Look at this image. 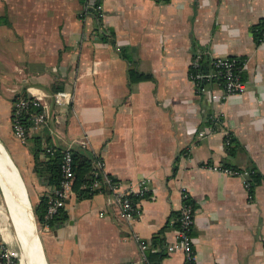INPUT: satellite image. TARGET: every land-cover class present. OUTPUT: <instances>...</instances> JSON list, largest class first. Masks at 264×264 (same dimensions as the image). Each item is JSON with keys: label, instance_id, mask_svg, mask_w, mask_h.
I'll list each match as a JSON object with an SVG mask.
<instances>
[{"label": "crops", "instance_id": "crops-1", "mask_svg": "<svg viewBox=\"0 0 264 264\" xmlns=\"http://www.w3.org/2000/svg\"><path fill=\"white\" fill-rule=\"evenodd\" d=\"M84 2L0 0V147L32 208L51 188L41 153L49 145L99 158L119 192L144 179L147 193L128 223L110 193L78 199L71 190L64 221L37 223L43 264H144L141 254L158 252V264H183L181 252L167 251L182 190L194 209L192 264H264V43L253 34L264 0H102L106 34L82 15ZM195 54L244 61V92L216 101L213 84L196 90L187 76ZM58 90L72 93L71 104L51 106L43 124L15 138L13 98ZM225 134L234 139L231 154ZM80 138L85 149L75 144ZM205 164L253 169L251 194L240 178ZM14 228L0 186V240L11 248L17 240L23 257Z\"/></svg>", "mask_w": 264, "mask_h": 264}, {"label": "built area", "instance_id": "built-area-1", "mask_svg": "<svg viewBox=\"0 0 264 264\" xmlns=\"http://www.w3.org/2000/svg\"><path fill=\"white\" fill-rule=\"evenodd\" d=\"M91 14L95 20L99 22L98 33L106 34V27L102 20V0H85L82 15ZM253 34L258 43H264V21L254 26ZM200 54H195L190 59L188 65L187 76L190 81L201 91L204 83L213 84L218 88L219 93L211 95L213 100L222 101L225 98L238 95L244 92V85L240 78V73L244 68V61L234 57H214L210 62V70L200 71L198 69ZM72 93L66 90H58L53 92H41L40 94L16 95L11 103L9 114V123L12 135L18 140H24L26 136L27 126L36 127L43 124L49 117L51 106L66 108L71 104ZM216 122L215 117L210 118ZM204 132H198L197 136L202 137ZM76 146L85 149L87 142L84 138L77 139ZM228 144V135L223 137L224 148ZM71 144L61 149V159L59 164L60 180L55 187H51L47 193L46 207L43 218L49 221L54 218L58 210L63 208L65 199L71 192L74 179L72 160H71ZM55 151L53 146H47L41 152L43 155H52ZM205 168L216 171L223 175L235 176L240 178L243 188L248 192V183L246 176L247 170H239L221 165L205 164ZM90 176L93 180L88 185L89 189L99 186V182L94 178L100 176L104 188L107 193L113 196L114 203L118 209V216L128 223H134L139 214L138 201L147 193L146 181L141 179L137 183L134 192H119V182L111 180L109 174L102 170V161L99 158L92 159V168ZM112 177V176H111ZM129 195L136 197L131 200ZM181 203L177 215L176 240L167 247L168 252H181L183 254V264H190L193 258L192 240L190 229L193 223L194 209L190 203L187 193L182 190L180 193ZM48 227L47 225H43ZM138 248L142 252L146 248L143 241L138 242ZM141 261L144 264H153L148 262L141 254ZM19 261V250L8 248L0 240V264H17ZM140 261V262H141Z\"/></svg>", "mask_w": 264, "mask_h": 264}, {"label": "trees", "instance_id": "trees-1", "mask_svg": "<svg viewBox=\"0 0 264 264\" xmlns=\"http://www.w3.org/2000/svg\"><path fill=\"white\" fill-rule=\"evenodd\" d=\"M160 1H168V0H160ZM210 62H211V59L207 60L206 58L201 57L199 60L198 69L200 71L210 70V67H211ZM241 75H242V72L240 73V78H241ZM128 76L130 79H133L134 77L145 78V76H142V75H135L134 72L132 71L128 72ZM209 121L212 122L211 120ZM227 135H228V144L225 147V151L227 154H231L233 150L234 139L229 134ZM70 152H71V160H72V167H73V173H74V179H73L71 189L76 195V197L78 199L89 198L95 193H107L100 176H96L94 178L96 181L99 182V186L94 189L88 188V185L93 180L92 176H90V171L92 168V159L93 158L95 159V157H93L86 151L81 153L78 150L71 149ZM47 157L48 159L45 162V169L49 173V176L47 177L46 182H47V185H49L50 187H55L57 186L60 180L59 164H60V159H61V153L60 151L56 150L53 152L52 155H48ZM33 158L34 160H36L35 155H33ZM222 166H225V165H222ZM230 168H234V167H230ZM247 171H248V174L246 176V181L248 183V193L251 194V191L254 185V180L256 177V173L251 168H248ZM110 178L111 180L117 181L114 177L110 176ZM129 198L134 201L136 200V197L133 195H129ZM46 201H47V195H42L39 202L32 208L35 222L40 225H47L49 227V226H52L56 222L64 221L66 215L64 211H61L62 208L58 210L57 214L54 216L53 219L49 221L44 220L43 215H44V211L46 207ZM154 242H156L154 244L160 245L159 239L157 238L154 239ZM161 256H162L161 252H158L156 256L157 259L156 258L153 259L152 257H150L149 259L147 258V260L148 262H151L153 264H158V260ZM190 264H192V262Z\"/></svg>", "mask_w": 264, "mask_h": 264}, {"label": "bare ground", "instance_id": "bare-ground-1", "mask_svg": "<svg viewBox=\"0 0 264 264\" xmlns=\"http://www.w3.org/2000/svg\"><path fill=\"white\" fill-rule=\"evenodd\" d=\"M8 161L6 160L3 149L0 147V186L15 226L14 229L18 241L22 247L24 260L26 264H43L26 193L20 188L17 180L9 174V171H12V167L14 170L15 168ZM15 172L17 173L16 170ZM18 264H22L20 255Z\"/></svg>", "mask_w": 264, "mask_h": 264}, {"label": "rangeland", "instance_id": "rangeland-1", "mask_svg": "<svg viewBox=\"0 0 264 264\" xmlns=\"http://www.w3.org/2000/svg\"><path fill=\"white\" fill-rule=\"evenodd\" d=\"M8 152V151H7ZM11 156V154H10ZM30 209H31V212H32V206H30ZM4 211H5V214L7 216V222L9 224V229L11 230V233L13 234V229H12V225H11V222H10V219H9V216H8V212H7V208L4 206ZM34 218V217H33ZM34 221V227H35V232H36V236L37 238L39 237V226L38 224L35 222V219L33 220ZM16 239V238H15ZM2 241V240H1ZM3 242V241H2ZM4 243V242H3ZM5 244V243H4ZM6 245V244H5ZM7 246V245H6ZM8 248H11L9 246H7ZM16 247L17 249L19 250V255H20V258L22 260V264H25L24 261H23V257H22V254H21V249H20V246L16 240ZM11 249H16V248H11ZM18 264V262H17Z\"/></svg>", "mask_w": 264, "mask_h": 264}]
</instances>
